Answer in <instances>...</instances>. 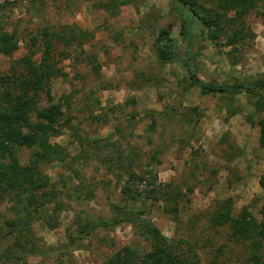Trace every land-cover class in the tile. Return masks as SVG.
<instances>
[{
  "label": "rangeland",
  "instance_id": "rangeland-1",
  "mask_svg": "<svg viewBox=\"0 0 264 264\" xmlns=\"http://www.w3.org/2000/svg\"><path fill=\"white\" fill-rule=\"evenodd\" d=\"M243 20L251 37L242 43L210 38L197 21L187 42L179 36L180 18L170 0H0V31H13L17 40L13 54L0 55L1 71L28 53L37 64L42 32L48 34L56 70L50 99L62 116L47 131V142L70 157L67 165L37 163L36 171L59 191L54 199L62 207L51 229L42 219L27 222L37 248L63 246L75 211L106 219L124 209L140 212L167 239L188 244L199 264H249L246 245L229 235L227 224L213 225L209 218L227 206L230 217L246 210L264 224L258 186L264 177V144L258 142L264 103L241 91L202 94L189 85L182 66L189 46L192 71L204 83L264 82V11L256 6ZM168 25L175 60L159 66L151 34ZM45 105L41 97L39 107ZM26 123L38 131L45 126L33 113ZM36 152L19 147L17 164L32 165ZM131 172L154 175V193L137 184L135 198H124L120 188ZM50 207L45 204L39 215L47 218ZM20 208L0 195V221L20 222ZM135 230L122 224L97 231L49 260L22 255L18 264H103L123 246L147 250ZM12 240L0 224V253Z\"/></svg>",
  "mask_w": 264,
  "mask_h": 264
},
{
  "label": "trees",
  "instance_id": "trees-1",
  "mask_svg": "<svg viewBox=\"0 0 264 264\" xmlns=\"http://www.w3.org/2000/svg\"><path fill=\"white\" fill-rule=\"evenodd\" d=\"M180 18L179 36L191 40L189 27L197 21L202 31L210 38L226 36L232 43H242L251 37L250 31L244 25V18L256 6L264 11V0H170ZM114 9V8H113ZM142 28L150 29L147 22H142ZM153 31V30H152ZM171 28L152 32V49L159 66L175 60L174 43L170 36ZM43 49L37 64L29 61V54L11 62L7 71L0 70V195L13 199L17 206L21 205L22 217L20 222L1 220L2 227L8 229L13 235L11 245L0 253L2 264H18L22 255L36 256L46 261L57 252L75 249L81 241L89 238L97 231L108 232L122 224L132 225L136 236L147 245L146 251H138L123 246L115 251L103 264H199L196 252L185 242L173 241L163 236L157 227L148 219L142 217L140 212L122 210L112 213L106 219H93L83 211H75L70 228L66 229L67 242L63 246H46L37 248L31 240V232L27 222L31 220H44L46 228L51 229L62 210L61 203L56 202L55 196L59 193L53 183L46 176L36 171L38 162L56 160L58 164L67 165L70 157L57 145L47 142L48 132L54 131L53 125L62 116L57 104L50 99L49 80L56 74L52 68L51 42L46 40L47 32L44 30ZM60 39V37H57ZM17 50L15 33L0 31V55L9 57ZM186 61L182 64L190 86L197 87L202 94L230 95L244 92L254 95L264 103V82L254 84L217 85L208 84L199 80L192 71L189 46L185 52ZM44 98L46 105L39 107L40 99ZM33 113L35 118L45 123L42 131L35 125L26 123L27 116ZM153 114H151L152 116ZM258 142L264 144V119L258 122ZM125 129V128H124ZM48 131V132H47ZM121 134L122 129H116ZM106 139V138H105ZM94 143V142H92ZM19 147L33 148L36 152L33 164L20 167L14 156ZM8 161L4 163L3 158ZM149 176V175H148ZM155 176L145 178L132 172L128 174L126 182L120 188L121 195L126 199H134L138 190L135 185L148 188L151 194ZM258 186L264 191V177L259 178ZM44 213L39 215V209L50 204ZM213 213L209 221L213 225L227 224L229 235L234 240L246 245L247 261L249 264H264V224L261 226L246 210L240 211L236 216H229V207L221 206ZM174 209V208H173ZM171 211L176 212V209ZM19 220V219H18ZM183 250L187 251L185 260ZM190 259V260H189ZM44 264V262H43ZM56 264V263H53Z\"/></svg>",
  "mask_w": 264,
  "mask_h": 264
}]
</instances>
